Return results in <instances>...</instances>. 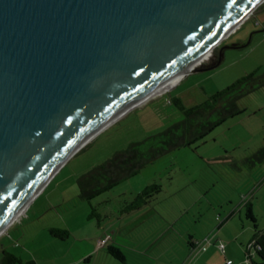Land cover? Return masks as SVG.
<instances>
[{
	"label": "water",
	"instance_id": "water-1",
	"mask_svg": "<svg viewBox=\"0 0 264 264\" xmlns=\"http://www.w3.org/2000/svg\"><path fill=\"white\" fill-rule=\"evenodd\" d=\"M262 4L0 0V227L144 95L197 71Z\"/></svg>",
	"mask_w": 264,
	"mask_h": 264
},
{
	"label": "rangeland",
	"instance_id": "rangeland-1",
	"mask_svg": "<svg viewBox=\"0 0 264 264\" xmlns=\"http://www.w3.org/2000/svg\"><path fill=\"white\" fill-rule=\"evenodd\" d=\"M256 24L264 25V5L221 43L223 59L218 67L206 71L217 64V48L197 71L185 76L171 90L131 110L75 153L0 237V264L3 250L22 261L37 260L41 264L61 254L66 255L62 256L65 259L71 249L70 256L77 257L89 243L81 241L85 237L95 240L96 249L104 248L112 233L106 234L109 213L117 217L152 184L159 185L161 191L152 203L157 214L141 229L147 244L151 238L163 236L167 221H177L178 234L162 237L160 244L173 243L176 247L171 253L182 264H192L199 256V251L193 257L187 255L189 237L206 250L215 248L224 259L222 264L226 259L233 262L236 250L230 245L238 247L236 237L245 234L242 228L254 233L253 225L245 218L247 204L252 205L258 231H264V163L252 169L243 163L264 145V90L240 100L243 113L227 120L202 142L161 157L135 177L96 197L92 206L99 219L91 218V207L77 197L76 182L81 174L117 151L180 121L182 114L173 100L179 99L191 108L248 74L264 73V38ZM248 41L249 45L244 46ZM236 43L242 47L232 49ZM51 230L67 231L69 237L57 240L50 235ZM219 243L224 244L225 254L218 250ZM58 246H65L66 253ZM244 248L238 247L242 252L247 246ZM242 255L243 264H247L245 253ZM251 256L257 260L253 249ZM208 264H216V260L209 259Z\"/></svg>",
	"mask_w": 264,
	"mask_h": 264
},
{
	"label": "trees",
	"instance_id": "trees-1",
	"mask_svg": "<svg viewBox=\"0 0 264 264\" xmlns=\"http://www.w3.org/2000/svg\"><path fill=\"white\" fill-rule=\"evenodd\" d=\"M261 90H264V73L260 75L252 73L194 107L186 108L179 99L173 100L172 103L182 114L180 121L159 134L131 143L127 149L117 151L111 158L95 165L78 177L77 197L91 207L90 217L99 219L96 208L92 206V201L96 197L109 192L124 180L135 177L161 157L202 142L227 120L243 113L244 110L239 106L240 100ZM243 163L251 169L263 164L264 145L246 158ZM160 191L159 185H149L127 204L128 207L121 211V214L137 211L143 205L153 201ZM245 207V218L254 228L252 241L245 251V259L249 261V264H264V231H258L252 205L249 203ZM50 235L60 241L69 237V233L63 230H51ZM188 244L191 247H198L197 243L189 242ZM251 249L254 250L255 257L260 263L255 262L253 257L249 256ZM105 251L121 264H128L135 260L132 254L130 255L116 245L107 246ZM1 264H21V261L16 256L2 251Z\"/></svg>",
	"mask_w": 264,
	"mask_h": 264
},
{
	"label": "crops",
	"instance_id": "crops-1",
	"mask_svg": "<svg viewBox=\"0 0 264 264\" xmlns=\"http://www.w3.org/2000/svg\"><path fill=\"white\" fill-rule=\"evenodd\" d=\"M262 27H264V25ZM262 27L260 26V30H262ZM233 47L241 48L242 46L240 43H236ZM156 198L157 197H155V199L148 204L140 207L137 211L128 214H121V212H119L118 216L114 217L112 213H109L111 216H107L108 223L106 224V234L109 235L110 231H112V233L109 236V240H107L104 248L99 250L96 249L95 240L85 237L81 241H87L90 244L88 243V245L83 246V250L80 252L79 256L71 257L69 254L73 252V249H71L69 250V253H67V258H62V256H66L63 254L59 255L58 258L49 257L47 264H121L106 253V247L109 245H116L122 250L128 252L130 255L132 254L135 260L134 262L128 264H182V261H179L176 256L171 253L176 247L173 243L164 245L160 244V240L164 237L171 236L172 234H178L175 229L177 221H167L166 229L162 232L163 238H151V241L148 244L144 240L143 234L141 233V229L145 222H148V220L151 221L154 215L157 214L155 208L152 206V203L155 202ZM36 214L37 213H35V215ZM37 215L40 216V212ZM68 231L72 233L70 229ZM242 231V233L245 234H242L241 237H236V242L239 244L238 247L245 250L244 247L250 245L253 234L251 235V230L246 227H243ZM189 242H191V244L196 243L192 237ZM58 247L61 248L63 253H66L65 246ZM230 247H234L236 250V255L232 256V260H234L233 264H243L242 254L245 253V251L242 252L238 249L237 245H230ZM95 250H97V252H95ZM102 250L104 252H102ZM198 251L199 249L197 246L191 247L188 245L187 255H189V257H193ZM218 253L219 252L216 251L215 248H207L205 252L199 251L197 253L199 255L198 258L194 260L192 264H208L209 259L213 258L216 260V264H222L224 259ZM224 256L226 257V255ZM20 261L21 264H41L37 260ZM254 261L260 263V261Z\"/></svg>",
	"mask_w": 264,
	"mask_h": 264
},
{
	"label": "bare ground",
	"instance_id": "bare-ground-1",
	"mask_svg": "<svg viewBox=\"0 0 264 264\" xmlns=\"http://www.w3.org/2000/svg\"><path fill=\"white\" fill-rule=\"evenodd\" d=\"M206 59H208L210 57L209 54L205 55ZM180 80V76H177L175 78H172L171 80L167 81L166 83H164L160 88H157L156 90H154L151 93H148L146 95H144L138 102H136L134 104V106H141L144 103H146L147 101L151 100L152 98H154L157 95H162L163 93L167 92L168 90H170L171 88H173ZM121 116V115H120ZM116 120V119H114ZM113 120V121H114ZM111 122H109L107 125L111 124ZM49 179L47 178L45 181H43L33 192L32 195L28 196L27 199H25L13 212L12 214L9 216V218L6 220V222L0 227V235H3L12 225L13 223L20 217V215L27 209V207L29 206L30 202L32 201L33 197L35 195H37L42 188L44 187V185L47 183Z\"/></svg>",
	"mask_w": 264,
	"mask_h": 264
},
{
	"label": "built area",
	"instance_id": "built-area-1",
	"mask_svg": "<svg viewBox=\"0 0 264 264\" xmlns=\"http://www.w3.org/2000/svg\"><path fill=\"white\" fill-rule=\"evenodd\" d=\"M256 25H258V26H260L259 24H256ZM262 36H263V38H264V27H262ZM208 243L210 244V241H208ZM218 250L221 252V253H223L224 254V244H222V243H219L218 244ZM198 249H199V251L200 252H203V251H205L206 250V247L205 246H201L200 244L198 245ZM249 256L252 258V256H251V250L249 251ZM246 262H247V264H249V261L248 260H246ZM224 264H233L232 263V261H226Z\"/></svg>",
	"mask_w": 264,
	"mask_h": 264
},
{
	"label": "flooded vegetation",
	"instance_id": "flooded-vegetation-1",
	"mask_svg": "<svg viewBox=\"0 0 264 264\" xmlns=\"http://www.w3.org/2000/svg\"><path fill=\"white\" fill-rule=\"evenodd\" d=\"M220 52H221V51H219V47H218V51H217V53H216L218 58H219Z\"/></svg>",
	"mask_w": 264,
	"mask_h": 264
}]
</instances>
